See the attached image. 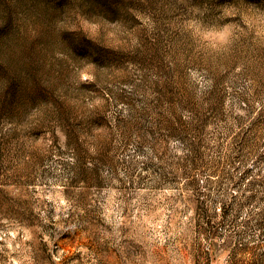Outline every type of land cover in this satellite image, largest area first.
I'll list each match as a JSON object with an SVG mask.
<instances>
[{
    "label": "rangeland",
    "instance_id": "rangeland-1",
    "mask_svg": "<svg viewBox=\"0 0 264 264\" xmlns=\"http://www.w3.org/2000/svg\"><path fill=\"white\" fill-rule=\"evenodd\" d=\"M0 264H264V0H0Z\"/></svg>",
    "mask_w": 264,
    "mask_h": 264
}]
</instances>
